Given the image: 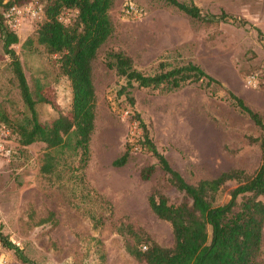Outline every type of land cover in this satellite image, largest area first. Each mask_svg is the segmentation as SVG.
Segmentation results:
<instances>
[{"label": "rangeland", "instance_id": "rangeland-1", "mask_svg": "<svg viewBox=\"0 0 264 264\" xmlns=\"http://www.w3.org/2000/svg\"><path fill=\"white\" fill-rule=\"evenodd\" d=\"M128 2L142 7L144 15L126 16ZM193 2L205 12L225 11L238 21L192 24L160 0H113L109 9L113 32L92 62L96 114L84 180L77 176L79 170L60 168L59 176L42 173L45 144L34 142L21 152L13 149L17 138L0 117V140L15 151L9 156L0 153V233L30 260L38 264H141L126 252L124 239L116 232L120 222L142 228L162 246L173 242L169 222L151 211L147 198L153 188L174 203L181 201L182 195L168 185L158 167L150 179L141 178L140 169L155 163V158L134 150L124 166L112 165L123 152L126 138L138 130L129 121L126 99L118 95L124 79L105 65L104 54L109 48L125 49L134 66L145 73L156 72L161 61L171 65L197 63L260 113L264 121V85L253 89L243 81L252 71L264 75V0ZM42 4L30 0L17 5L21 15L5 19L18 35L13 49L30 88L47 99L37 105L39 119L42 124H50L59 114L69 112L72 93L69 80L53 64V56L37 44L31 49L22 46L35 33L42 18ZM28 7L38 11L39 17H32ZM71 15L62 14L66 23ZM16 18L19 21L15 23ZM132 95L135 111L152 124L153 141L188 182L214 178L234 168L251 175L258 167L260 144L249 137H258L261 131L231 105L221 89L203 90L189 84L174 92L134 88ZM0 111L12 120L27 112L1 37ZM65 160L76 163L75 158ZM235 184L228 181L223 185L218 203L229 199ZM50 212L54 214L52 220L47 219ZM93 217H102L104 223L95 227ZM260 257L264 262V228ZM0 264L24 263L0 243Z\"/></svg>", "mask_w": 264, "mask_h": 264}, {"label": "trees", "instance_id": "trees-1", "mask_svg": "<svg viewBox=\"0 0 264 264\" xmlns=\"http://www.w3.org/2000/svg\"><path fill=\"white\" fill-rule=\"evenodd\" d=\"M28 1L0 0L2 48L10 57L11 70L27 110L19 119L12 120L2 111L0 117L4 126L17 138L13 149L21 152L34 142L45 144L46 151L40 166L42 173L59 176L60 168L71 172L79 170L77 176L84 180L96 114L92 62L100 46L113 32L109 16L113 0H39L43 3L42 18L34 35L28 37L22 46L31 49L37 44L49 57L53 56V64L69 80L72 93L69 112L59 114L50 124H42L39 119L37 105L47 102V99L39 93L34 94L30 88L18 54L13 49L19 41L18 35L4 16L9 7ZM160 1L175 8L192 24L210 26L238 21L236 16L225 11L205 12L193 0ZM64 12L72 14L67 23L62 17ZM258 34L261 35L259 29ZM104 60L105 65L125 81L118 89V95L126 99L130 107L129 121L135 122L138 130L133 138H126L123 152L112 161V165L124 166L134 150L149 153L156 161L140 169L141 178L150 179L158 167L165 174L168 185L182 195V200L174 203L158 188H153L147 198L151 211L159 219L169 222L172 244L162 246L142 228L120 222L115 228L124 239L126 252L141 264H264L260 257L264 228V121L260 113L197 63L189 61L171 65L161 61L156 72L145 73L134 66L133 58L125 49L116 46L105 52ZM36 83L41 85L39 81ZM189 84H197L203 90L221 89L231 105L260 129L258 137H249L251 141L259 142L261 152L260 163L251 175L234 168L214 178L190 183L171 166L157 147L151 135V122H145L135 111L132 90L150 88L174 92ZM13 149L10 155L15 152ZM66 157L75 158L76 163L68 162ZM228 181L236 184L230 190L229 199L218 203V194ZM53 217L50 212L47 219L52 220ZM93 221L95 227L104 223L102 217H93ZM0 243L12 250L22 263L38 264L2 233Z\"/></svg>", "mask_w": 264, "mask_h": 264}, {"label": "built area", "instance_id": "built-area-1", "mask_svg": "<svg viewBox=\"0 0 264 264\" xmlns=\"http://www.w3.org/2000/svg\"><path fill=\"white\" fill-rule=\"evenodd\" d=\"M27 10L30 12L32 17H39L38 11L35 9H31V7H28ZM124 12L126 16L132 17V18H141L144 15V9L142 7H138L132 2H128L125 5ZM22 13V9L19 8L17 5H13L6 9L4 11V16L7 19H12L15 15L20 16ZM15 23L18 22V18L14 19ZM17 24H14L16 26ZM244 83L253 89L260 88L264 85V75L262 73L252 71L244 76L243 79ZM133 128H136V123L133 122ZM134 137V136H133ZM131 137V138H133ZM0 153L6 156H9L11 154V148L6 146L4 141L0 140ZM145 248V247H143Z\"/></svg>", "mask_w": 264, "mask_h": 264}]
</instances>
